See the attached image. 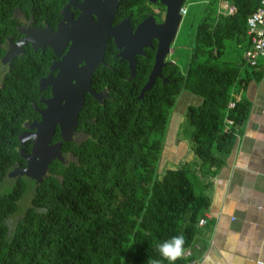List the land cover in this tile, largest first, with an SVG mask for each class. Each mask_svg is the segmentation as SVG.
Instances as JSON below:
<instances>
[{"label": "trees", "instance_id": "16d2710c", "mask_svg": "<svg viewBox=\"0 0 264 264\" xmlns=\"http://www.w3.org/2000/svg\"><path fill=\"white\" fill-rule=\"evenodd\" d=\"M64 1L0 0V44L15 32L16 12L36 24L53 25ZM218 1L207 0L199 8L184 71L174 62L165 63L161 73L166 80L155 78L140 98L151 51L148 58L136 57L135 73L129 77L126 62L112 60L108 48L113 46L107 44L103 62L109 66L100 64L91 75L93 90L105 91L103 100L85 96L78 112L79 138L61 142L67 162L52 159L48 175L38 184L30 179L31 186L24 175L11 180L6 174L23 164L18 136L36 116L34 105L41 94L37 81L47 70L51 51L26 45L10 61L0 78V183L11 180L10 189L0 193V264H169L158 245L183 235V250L189 247L208 197L199 181L195 191L187 162L158 170L169 111L182 90L200 97L198 104L185 107L183 120L191 127L187 138L198 165L210 168L224 162L234 126L242 123L248 108L245 100L227 107L233 83L244 80L238 77L242 61L216 58L226 51L228 38L247 45L245 19L259 0H228L235 6L232 14L218 12ZM121 5L125 8L127 0ZM2 52L0 45V56ZM256 67L264 69L259 62L251 71ZM226 117L233 125L225 127ZM27 186L29 203L10 226L7 217ZM186 259L182 255L175 264Z\"/></svg>", "mask_w": 264, "mask_h": 264}, {"label": "crops", "instance_id": "0c3cea01", "mask_svg": "<svg viewBox=\"0 0 264 264\" xmlns=\"http://www.w3.org/2000/svg\"><path fill=\"white\" fill-rule=\"evenodd\" d=\"M235 45L242 65L246 45ZM260 68L238 72L244 80L232 85L240 90L239 100L247 101L248 108L242 123L234 126V142L224 162L210 168L197 165L208 206L203 212L205 223L198 226L188 247L196 264H264V69L254 77ZM199 101L192 93L181 91L167 119L159 169L194 159L178 131L185 107Z\"/></svg>", "mask_w": 264, "mask_h": 264}, {"label": "water", "instance_id": "95a60500", "mask_svg": "<svg viewBox=\"0 0 264 264\" xmlns=\"http://www.w3.org/2000/svg\"><path fill=\"white\" fill-rule=\"evenodd\" d=\"M154 1V0H152ZM163 4L164 10L161 21L158 23H147L148 18L142 20L136 25L132 31L127 19L121 20L114 26L109 25L112 13L115 10V3L106 12L99 14L97 11V19L94 20V25H101L104 31L98 33V30H88V35L70 31L68 34L62 32V19L65 17V9L69 4L68 0L60 10L62 19L57 23L56 29L52 32L46 26L37 28L18 29L23 35L16 42L15 47H8L4 54L0 57L2 61H10L17 53L22 51V45L30 43L35 48H41L46 44L52 48L55 55L59 54V49L62 43L70 40V44L57 62L52 61L49 69L58 67V72L55 77H51L48 73L45 77L38 80V88L41 89L45 84H51V96L44 101L45 107L35 110L40 114L38 121H32L28 124V128H34L29 133L21 132L18 136L19 145H22L24 140L30 139L31 146L28 153H24L19 149V155L24 159L25 165L21 168H16L10 171L16 175H24L32 178L34 184H38L43 177L48 175V163L51 159L56 158L63 162L64 157L60 151L61 141L72 140L75 135V126L77 123V113L82 107L84 93L88 92L94 99L101 101L103 91H94L90 87V76L94 67L102 59L105 41L108 37H112L116 48L119 50L117 55L120 59L127 61L129 76L135 73V57L134 54L141 53L142 45L149 44L153 37L156 40L153 63L148 71L147 77L143 85L140 87L137 97L140 98L145 90L150 88L156 76H160V69L165 64V56L172 50L170 43L174 38L177 26L180 21L178 8L183 0H158ZM95 12V11H94ZM90 18L89 12L83 16L77 17L73 22L78 24L80 18ZM105 23H99L102 20ZM72 23V24H73ZM96 32V33H95ZM74 34V35H73ZM11 40V38H8ZM77 55V56H76ZM82 59L84 64L76 70L73 75L74 64ZM79 70V71H78ZM73 75V76H72ZM69 78H74L72 84ZM61 82L67 84L60 85ZM61 101H63L61 103ZM58 124L60 138L58 141L49 144L53 127ZM11 175V174H10Z\"/></svg>", "mask_w": 264, "mask_h": 264}, {"label": "flooded vegetation", "instance_id": "af4514ba", "mask_svg": "<svg viewBox=\"0 0 264 264\" xmlns=\"http://www.w3.org/2000/svg\"><path fill=\"white\" fill-rule=\"evenodd\" d=\"M67 1L68 0H65L63 2L61 8L63 7V5ZM140 1L141 2H139L138 5H131L130 4L131 1L127 0V4L128 5L125 8L121 9V6H122L121 5V0H70L69 4L67 5V7H66V9L64 11L65 12V17L62 19V15L60 13L61 8H60L59 11H58L59 12V17L56 19V21L54 22L53 25H48L47 23L36 24V23L33 22V20L31 18H26V17L23 16V14L16 12L15 32L13 34H8V35H6L4 37L3 42L0 44L2 49H3V52L1 54V56L4 54L5 50L8 47H10V46L12 48L15 47L16 46V42L19 41L20 38L22 37L23 34L18 29L23 30V29L28 28V27L29 28H37V27L46 26L47 28H49L53 32L56 29L57 23L61 19H62L61 25H63L61 31L62 32H66L67 30H69L65 34H68L70 31L76 30V32H74V34L76 36H77V32H80L81 36H83L84 33H85V35H88V33H89L88 30L93 29L95 31L98 30V32L97 33L95 32V33L96 34L100 33V35H101V33L104 31L105 27L103 28V26H101V25L99 26V25H94L93 24L94 20L97 19V12L99 14H102V13L106 12L108 9H110L112 7V5L114 3H115V10L112 13L110 21H109V25L110 26H114V25L118 24L121 20L127 19L128 20V24H129L131 30L133 31L134 28L136 27V25L138 23H140L142 20L146 19V18H148L147 23H148L149 26H150V24H152V22L153 23L160 22L161 18H162L164 6H163V10L160 11L159 4H161V5H163V4L160 3L158 0H154V1H152V0H140ZM87 12H89L90 18L83 17V18H80L79 20H77L78 24L75 25V23H73L77 19V17L83 16ZM99 23L103 24V23H105V21L102 20ZM8 38H11V40H8ZM110 43L112 44L113 49L110 46H109L108 49H109V52H112V54H111L112 60H124V59H120L119 56L117 55V52L119 50L116 48L112 37H108L106 39L105 45H104V50H105L106 45L110 44ZM62 44L63 45H61L58 55H55L53 53L52 48H50L46 44L42 48L40 46H37V47L33 48L30 45V43L22 45V49H23L24 46L29 45L33 49H39L40 51H44L46 49H49L51 51V57H50L49 62L47 64V70H46V72L43 75L38 77V80L41 77H45L48 73H50L51 77H55L56 76L59 68L55 67L53 69H49V66H50L52 61L57 62V61L60 60L61 56L67 50V48H68V46L70 44V40L69 39L67 41L65 40L64 43H62ZM155 46H156V40L152 37L150 39V41H149V44L142 45V47H141V51L142 52L141 53L134 54L135 63H136V57L137 56L138 57L148 58V53L151 51V65H152L153 58H154ZM104 50H103V54H104ZM22 52H23V50L20 51L19 53H17V55L21 54ZM103 54H102L101 61L99 63H97V65L94 67V69L100 64H106V65L109 66L108 63L103 62ZM10 61H2L0 59V78H2V76H3L4 72L6 71L7 67H9ZM124 61L126 62V65H127V61L126 60H124ZM164 61H165V63L172 62V61L166 60L165 58H164ZM83 64H84V61L82 59H79V61L75 62L74 69L72 71L73 75L76 73V70L78 68H80ZM150 68H151V66H150ZM150 68H149V70H150ZM93 70H92V72H93ZM91 75H92V73H91ZM128 76H129V71H128ZM158 77L162 78V80H164V81L166 80L163 77L162 73H161V69H160V76H156L155 78H158ZM69 81H71L70 84H72L74 82L78 83L77 81H75L74 78H72V79L69 78ZM65 84H67V83H65V82H61L60 83V85H63V86ZM37 86H38V81H37ZM51 87H52L51 84H45L41 89L38 88L41 91V94L38 96V99H37V101L39 102V105L38 106L34 105V110H35V107H38L39 109L45 107L44 101H40V98H42L43 100L48 99L51 96ZM90 87L92 88L91 76H90ZM98 91H103V93L101 95V101H102L103 97H104V94H105V91H104V89H100ZM86 95H90V94L88 92H85L84 95H83L84 98H85ZM62 102L63 101H61V103ZM35 113H36V116L32 117L31 120L26 121L24 123V129L21 132L29 133V132L34 130V128H28V124L31 123L33 120L34 121H38L40 119V114L38 113L37 110H35ZM76 120H77V123H76V126H75V135H74L72 140H76L80 136V131L77 129V125H78L79 120H80L78 118V113H77ZM56 134L58 135V138H55V136H57ZM59 138H60V133H59L58 124H55V126L53 127L52 134H51V137H50V140H49L48 143L49 144L54 143V142L58 141ZM30 146H31V140L30 139L24 140L23 144L20 145L22 150L25 149V150H23L24 153H28L29 152ZM60 147H61V145H60ZM60 151H61V153H62V155L64 157V161L61 162V163L65 164L67 162L68 153L62 151L61 149H60ZM53 159H56V158H53ZM22 160H23V164H15L13 167H11L7 171V174H6L7 178H9L11 180H14V179H16V178H18L20 176H23V175L18 176L15 173H10V171H12L13 169L21 168V167H23L25 165V161H24L23 158H22ZM27 178H29V177H27ZM29 179L33 180L32 178H29ZM33 182H34V180H33Z\"/></svg>", "mask_w": 264, "mask_h": 264}, {"label": "rangeland", "instance_id": "374dc122", "mask_svg": "<svg viewBox=\"0 0 264 264\" xmlns=\"http://www.w3.org/2000/svg\"><path fill=\"white\" fill-rule=\"evenodd\" d=\"M207 0H185L184 3L186 4V13L181 16L179 24L177 26L175 35L173 40L170 43V47L172 48V51L170 53H168L165 56V59L168 61H172L174 62L177 67L179 68L180 72H183L185 67H186V63H187V59L189 56V52H190V48L193 45V41H194V32H195V26L196 23L198 21V17L201 13V11L199 10L200 6L204 3H206ZM218 7V5H217ZM225 52L220 54L216 60L220 61V60H227V61H231V62H236L239 61V53H240V49L236 47L235 45V40L234 38H228L225 40ZM251 68L249 65L243 63L242 65L240 64L239 66V70L238 72L243 74L244 71H249ZM181 93V91H180ZM180 93L178 96H176L175 98V102L174 105L176 104ZM193 96H195L196 98H198V100L200 99L199 96L193 94ZM193 100H191L192 103ZM173 105V107H174ZM173 107L170 109L169 114L172 112ZM168 114V116H169ZM191 129L190 125H188V123L183 120L181 123V126L179 128L178 131V135L180 137H183L186 139L187 141V147L189 148V143H188V132ZM165 158H167V155H164ZM193 160L192 161H187V168L189 170L188 175L191 178L193 185H194V189L195 191L199 189V185L197 184L199 180L196 179L197 176V168L199 167L197 166L199 163V160L197 157H195L193 155ZM197 162V163H196ZM168 165V163H165V166ZM171 165V164H169ZM175 164H172L171 167H174ZM201 166L204 168V165L201 164ZM168 167V166H166ZM196 168V170H195ZM161 169V168H160ZM159 170V168H158ZM26 185L31 186L32 182L30 179H25ZM11 187V180L6 179L5 181H3L2 183H0V193L6 192L10 189ZM29 194H30V190L28 189V186L24 192V194L21 196V198L18 200L17 202V208L16 211L14 212V214H12L10 217H7L6 222L8 221L10 226L14 223L15 219H17V217L23 212V210L25 209V207L28 205L29 203Z\"/></svg>", "mask_w": 264, "mask_h": 264}, {"label": "built area", "instance_id": "2783aa9c", "mask_svg": "<svg viewBox=\"0 0 264 264\" xmlns=\"http://www.w3.org/2000/svg\"><path fill=\"white\" fill-rule=\"evenodd\" d=\"M186 4L184 2L178 8L180 17L186 13ZM218 12L223 14H232L235 11V6L228 0L218 1ZM247 35V45L243 50V62L250 67H255L257 64L263 63L264 65V0H259L258 5L255 7L245 19ZM240 99V90L232 86L230 90V97L227 102V107L232 108ZM225 127L233 125L230 118H225ZM205 216H201L197 225L200 226L205 223ZM192 252L187 247L183 250L182 255L187 258L184 264H196V260L191 256Z\"/></svg>", "mask_w": 264, "mask_h": 264}, {"label": "clouds", "instance_id": "9594fccd", "mask_svg": "<svg viewBox=\"0 0 264 264\" xmlns=\"http://www.w3.org/2000/svg\"><path fill=\"white\" fill-rule=\"evenodd\" d=\"M184 243L183 235L173 236L158 245L157 250L164 260L169 261V264H175V261L182 256ZM148 264H162V262L161 260H150Z\"/></svg>", "mask_w": 264, "mask_h": 264}]
</instances>
